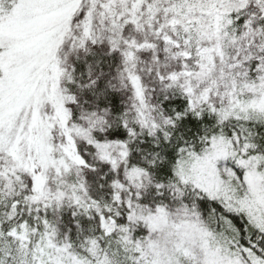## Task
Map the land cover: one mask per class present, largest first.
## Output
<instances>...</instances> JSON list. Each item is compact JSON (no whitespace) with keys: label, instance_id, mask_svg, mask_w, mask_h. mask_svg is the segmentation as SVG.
I'll return each mask as SVG.
<instances>
[{"label":"snow or ice","instance_id":"1","mask_svg":"<svg viewBox=\"0 0 264 264\" xmlns=\"http://www.w3.org/2000/svg\"><path fill=\"white\" fill-rule=\"evenodd\" d=\"M0 264H264V0H0Z\"/></svg>","mask_w":264,"mask_h":264}]
</instances>
